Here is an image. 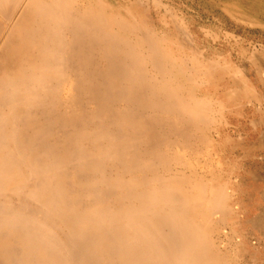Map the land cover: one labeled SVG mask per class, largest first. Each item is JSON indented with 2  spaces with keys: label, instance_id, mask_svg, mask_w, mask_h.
Masks as SVG:
<instances>
[{
  "label": "bare ground",
  "instance_id": "1",
  "mask_svg": "<svg viewBox=\"0 0 264 264\" xmlns=\"http://www.w3.org/2000/svg\"><path fill=\"white\" fill-rule=\"evenodd\" d=\"M124 2L0 0V264H235L207 131L264 101L170 8L174 31Z\"/></svg>",
  "mask_w": 264,
  "mask_h": 264
},
{
  "label": "rangeland",
  "instance_id": "2",
  "mask_svg": "<svg viewBox=\"0 0 264 264\" xmlns=\"http://www.w3.org/2000/svg\"><path fill=\"white\" fill-rule=\"evenodd\" d=\"M152 1L157 2L158 0H141L140 3H142L141 7L149 5L146 8V19L153 24V27L163 26L158 19V15L161 14L173 23H171L173 26H169L170 31L177 29L169 11L165 10L166 7L170 8L178 16V19L180 18V21L187 26L190 33L192 44H188L186 40H183L185 44L190 47L193 46V48L205 49L202 51L205 57L211 55L215 58L217 56L232 58L233 63L251 75L252 84L264 101V56H262L264 51L260 50L257 44H264V32L259 29L239 26V23L235 25L232 20L224 15L221 6L224 0H214L211 3L207 0H159L158 5H163L160 6L161 10L157 9V5ZM236 1L237 3H234ZM131 2L132 0H126L124 3L130 4ZM223 5L224 10L229 13L238 11V9L244 10L248 19L252 16V19L248 20L249 23L258 25L262 20L264 24V1L225 0ZM136 7H138V4ZM225 32H235L241 35L244 41L236 40L233 36H227ZM251 51L252 53H250ZM250 54L252 57L249 56ZM251 58L255 60H251ZM254 69L258 70L254 71ZM236 86L237 84L233 83L229 77H225V80L217 85L216 91L220 93L229 87L234 88ZM232 101H236L235 98L231 99ZM237 102L239 107L235 106L231 112L227 110L224 112L223 110V114H220L223 119L222 124L217 123L214 125L215 127L213 126L207 131L212 143L208 151L210 153L215 151L211 154V157L213 160H220L221 180L228 183L231 188L230 197L237 204V206L235 205L237 207L235 209L236 216L233 215L230 223L226 224L227 237L224 234V237L221 235V238L225 239V244L224 239L221 244L225 245L222 248L226 254H229V257L234 256L235 264H264V122L261 125L253 124L258 117L260 118V114L257 113V110H260L259 105H256L253 98L251 100L238 98ZM215 115V117H219V113ZM193 154L188 152L186 159H190ZM254 175L255 177H253ZM241 191H244V193ZM228 244L233 246L229 247Z\"/></svg>",
  "mask_w": 264,
  "mask_h": 264
},
{
  "label": "crops",
  "instance_id": "3",
  "mask_svg": "<svg viewBox=\"0 0 264 264\" xmlns=\"http://www.w3.org/2000/svg\"><path fill=\"white\" fill-rule=\"evenodd\" d=\"M213 1L214 0H207V2H209V3L213 2ZM261 1H264V0H261ZM223 2L221 3V6H222V10L224 11V15H226L230 20H232L235 23V25H238V23H239V26L241 25V26H244V27H247L250 29H259L260 31L264 32V24H263L262 20H261V23L258 25L249 23L248 20L250 21L252 19V16L249 17V19H248L247 15L245 14V11L242 9H238V11H235V12L231 11L229 13L226 10H224ZM234 3H237V1ZM262 18H263V15H262ZM243 20H245V21H243ZM225 34L227 36H231V37L233 36L236 40L244 41V39L241 37V35H238L235 32H225ZM249 43H251V42H249ZM257 44L259 46V49L260 50L262 49L264 51V44H262V43H257Z\"/></svg>",
  "mask_w": 264,
  "mask_h": 264
}]
</instances>
